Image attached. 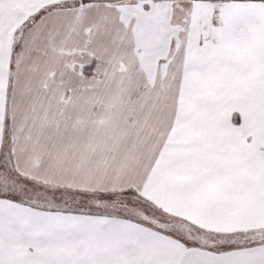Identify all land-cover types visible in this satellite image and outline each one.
Segmentation results:
<instances>
[{"label": "snow or ice", "instance_id": "snow-or-ice-1", "mask_svg": "<svg viewBox=\"0 0 264 264\" xmlns=\"http://www.w3.org/2000/svg\"><path fill=\"white\" fill-rule=\"evenodd\" d=\"M0 264H264V0H0Z\"/></svg>", "mask_w": 264, "mask_h": 264}]
</instances>
